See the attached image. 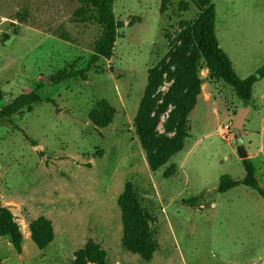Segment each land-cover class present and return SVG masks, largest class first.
Wrapping results in <instances>:
<instances>
[{
  "label": "rangeland",
  "instance_id": "rangeland-1",
  "mask_svg": "<svg viewBox=\"0 0 264 264\" xmlns=\"http://www.w3.org/2000/svg\"><path fill=\"white\" fill-rule=\"evenodd\" d=\"M212 2L219 46L239 77L254 73L264 65V0ZM77 6L73 0H0V107L35 87L42 99L0 119V201L19 227L45 216L55 232L44 250L26 239L22 256L0 237V264H70L88 239L106 252V264H264V199L243 184L217 191L222 175L244 177L237 136L264 188V77L252 87L243 127L235 129L232 120L246 105L200 60V93L187 116L183 148L152 171L134 117L149 69L169 60L201 10L194 0H114L121 25L111 58L89 66L85 79L47 84L59 69L88 65L100 26L77 21ZM171 82L165 72L156 104ZM101 99L115 108L104 128L88 117ZM173 109L160 115L158 135L173 134L164 125ZM127 181L155 243L148 261L121 242L117 199Z\"/></svg>",
  "mask_w": 264,
  "mask_h": 264
},
{
  "label": "trees",
  "instance_id": "trees-1",
  "mask_svg": "<svg viewBox=\"0 0 264 264\" xmlns=\"http://www.w3.org/2000/svg\"><path fill=\"white\" fill-rule=\"evenodd\" d=\"M73 1L78 3L74 10L76 20L84 23L96 22L100 26V32L93 42L88 65L83 68H62L53 72L46 79L47 84L50 85L69 79H85L89 66L95 64L100 58L109 59L113 55L118 36L117 29L121 25L112 9L114 0ZM194 3L201 10L199 16L182 31L179 36L180 43L169 53V60H161L149 69L144 94L134 117L135 133L152 171L165 164L173 154L183 148L184 140L188 136L187 116L195 106L200 93L201 81L198 75L200 60L204 61L210 77L223 80L245 105L251 99L254 83L264 77V65L246 77L241 78L237 75L227 53L219 46L215 34V8L212 0H194ZM172 64L175 69L169 71V66ZM165 72L172 82L160 103L156 104L153 96ZM41 100L37 87L21 93L0 107V119L18 113L24 107L30 108L32 104ZM170 105L174 106V109L170 110L164 125L165 130L173 134L170 137L158 135L156 128L160 115ZM114 113L115 108L108 101L101 99L91 107L88 117L96 127L104 128L111 123ZM241 162L245 170L244 177L238 180L226 174L222 175L219 178L217 191L223 193L234 186L243 184L254 189L264 199V188L258 184L255 177L253 160L248 157L241 159ZM187 202L193 205L195 198ZM117 203L122 213L123 247L139 254L146 261L150 260L155 250V243L149 234L145 214L130 181L124 184ZM29 230L32 241L40 250L53 240L52 223L45 216H38L31 220ZM0 236L7 237L14 250L18 254L21 253L20 227L11 210L1 202ZM105 257L106 252L93 240L88 239L74 252L71 264H106Z\"/></svg>",
  "mask_w": 264,
  "mask_h": 264
},
{
  "label": "water",
  "instance_id": "water-1",
  "mask_svg": "<svg viewBox=\"0 0 264 264\" xmlns=\"http://www.w3.org/2000/svg\"><path fill=\"white\" fill-rule=\"evenodd\" d=\"M248 110H249V106L246 105L236 112L232 120L233 128L241 129L243 127L244 119H245L246 114L248 113ZM235 142H236V151H237L238 158L239 159L248 158V153H247V150L245 149L241 136H237L235 138Z\"/></svg>",
  "mask_w": 264,
  "mask_h": 264
},
{
  "label": "crops",
  "instance_id": "crops-1",
  "mask_svg": "<svg viewBox=\"0 0 264 264\" xmlns=\"http://www.w3.org/2000/svg\"><path fill=\"white\" fill-rule=\"evenodd\" d=\"M244 123H245V120H244ZM244 125V124H243ZM248 153V152H247ZM251 156V155H250ZM249 157V156H248ZM253 161H254V159L252 158V157H250ZM254 166H255V164H254ZM255 170H256V167H255ZM1 200V199H0ZM1 202V201H0ZM2 205H4V206H6V207H8L10 210H11V212H12V208L10 207V206H8L7 205V203H1ZM13 213V212H12ZM37 218V217H36ZM33 219H35V218H33ZM33 219H30L29 221H28V225L27 226H25V228H22V227H20V230H21V233H22V252L21 253H17V255L18 256H22V254H23V252H24V241L27 239L28 241H30V240H32L31 239V236H30V230H29V222L31 221V220H33ZM54 235H55V232H54ZM54 235H53V240H54ZM0 237H4V236H0ZM5 238H7V237H5ZM53 240L46 246V248L53 242ZM46 248H44V249H46ZM43 249V250H44ZM69 262H70V264H71V260L69 259Z\"/></svg>",
  "mask_w": 264,
  "mask_h": 264
},
{
  "label": "built area",
  "instance_id": "built-area-1",
  "mask_svg": "<svg viewBox=\"0 0 264 264\" xmlns=\"http://www.w3.org/2000/svg\"><path fill=\"white\" fill-rule=\"evenodd\" d=\"M225 128L227 129V126Z\"/></svg>",
  "mask_w": 264,
  "mask_h": 264
}]
</instances>
